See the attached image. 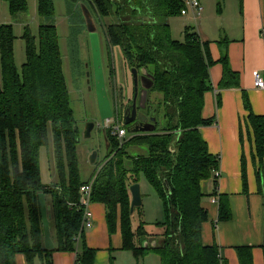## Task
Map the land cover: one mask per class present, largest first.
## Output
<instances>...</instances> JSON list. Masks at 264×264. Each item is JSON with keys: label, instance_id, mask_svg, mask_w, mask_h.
Listing matches in <instances>:
<instances>
[{"label": "trees", "instance_id": "obj_1", "mask_svg": "<svg viewBox=\"0 0 264 264\" xmlns=\"http://www.w3.org/2000/svg\"><path fill=\"white\" fill-rule=\"evenodd\" d=\"M2 1L8 3L11 15L29 10L28 0ZM54 1L38 0V14L44 20L39 26L38 47L29 27L25 28L27 60L22 70L15 62L13 25H0V264H16L15 256L20 253L28 264H53L56 251L76 252V264H95L96 250L88 246L85 232L77 241L83 209L70 206L79 201L80 187L86 181L81 176L79 132L63 72L57 26L46 22L54 16ZM66 1L86 5L95 17L119 16V22L104 25L109 47L121 48L129 70L147 69L155 77L152 91L162 94L155 107L163 113L165 124L158 121L154 132L130 136L125 126L128 135L121 142L110 129L105 131L107 154L91 177V198L93 203L106 206L109 231L113 233L120 223L122 249L137 259L153 253L159 256L160 264H227L217 245L208 246L202 240V225L209 218L202 206V184L214 180L213 171L220 162L210 153L201 132L202 126L212 122L203 117L204 95L213 89L209 69L215 61L209 42L189 26L183 41L173 38L168 18L181 15L183 0ZM148 2L158 7L151 20L144 19ZM220 62L223 75L219 90L241 89L240 74L230 66L227 53ZM216 99L220 106L221 93ZM243 102L254 134V158L264 196V115L252 111L246 91ZM116 107L114 104V112ZM50 132L58 180L46 184L40 154L49 146ZM129 145L144 146L146 153L130 156L126 152ZM142 175L163 200L166 212V233L155 247L143 244L154 238L145 231L144 222L133 226L134 213L141 207L131 212L130 185L140 183ZM245 179L244 173L246 189ZM214 184L217 186V180ZM40 193L46 194L51 206L53 249L44 246ZM231 217L229 198L221 195L219 219ZM238 254L240 264H254L251 247H239Z\"/></svg>", "mask_w": 264, "mask_h": 264}, {"label": "crops", "instance_id": "obj_2", "mask_svg": "<svg viewBox=\"0 0 264 264\" xmlns=\"http://www.w3.org/2000/svg\"><path fill=\"white\" fill-rule=\"evenodd\" d=\"M200 1L203 14L198 21L199 30L192 28L194 22L190 16L184 17L188 18L186 27H191L202 40L209 42L215 61L209 69L213 89L205 93L203 109V117L212 122L202 126L201 132L210 153L219 157L218 168L221 171L217 186L212 178L202 184V206L209 217L202 225V240L205 245H217L227 264H240L238 248L242 246L252 248L254 264H264V196L257 176L258 160L254 158V134L248 122L249 112L243 102V91H246L252 111L264 115V89L255 86L253 77V71H264V0ZM213 2H217L214 14L212 10L208 12L207 8ZM220 2L221 6L218 7ZM156 10L158 7L154 2L146 3L144 19L151 20ZM168 23L172 33V17L168 18ZM211 27H215L216 32L211 31ZM226 53L232 69L240 74L241 89L219 90L223 75L220 60ZM218 92L221 93L220 106L216 99ZM142 182L141 178L140 185L144 188ZM146 192L151 193L148 185ZM221 195L229 198L232 210V217L225 221L219 219ZM215 198H218V203L213 202ZM90 209L94 225L86 230L85 238L88 246L96 250L95 264H160L156 254L137 259L132 252L122 249L120 223L113 233L109 231L104 204L92 203ZM136 212L140 218L141 210ZM133 218L138 220L137 213ZM138 223L134 224L133 221L134 228ZM153 239L157 243L162 241V238L156 239L155 236ZM76 257V252L64 251H56L52 255L53 264H76ZM15 263L28 264L22 253L15 256ZM35 264L44 263L36 261Z\"/></svg>", "mask_w": 264, "mask_h": 264}, {"label": "rangeland", "instance_id": "obj_3", "mask_svg": "<svg viewBox=\"0 0 264 264\" xmlns=\"http://www.w3.org/2000/svg\"><path fill=\"white\" fill-rule=\"evenodd\" d=\"M28 5V12L11 15L8 3L0 0V25L4 23H11L13 25L14 35L16 37L14 41L15 62L20 68L19 70H22L23 64L27 60V45L24 39L25 28L27 26L29 27L30 33L34 35L36 39L35 44L38 47L39 26L40 22L44 21L38 14V0H28ZM54 7V16L48 18L46 22L54 23L57 26L59 47L63 61V72L79 132L78 154L80 158L81 176L84 181L88 182L93 176V173L100 168L107 154L105 134L101 128L96 126L90 138H86L84 135L85 126L88 122L94 121L96 124L100 122L89 33L81 4H75L66 0H55ZM216 7L217 2H213L211 6L207 7L208 12L212 10L214 14ZM94 18L98 24L107 89L113 105L116 104L118 106L119 115H121V105H126L133 96L132 73L125 64L121 48L119 46L110 48L104 34V25L117 23L120 21V18L116 15L103 18L94 16ZM187 20L188 18L184 16L172 17V22L175 25L172 27L173 38L184 40ZM212 24L215 25V22ZM198 30L199 28L195 26V31ZM210 30L216 32L215 27H211ZM88 72H90V76H88ZM149 98L151 99V105L157 106L162 99V94L157 91H152L149 93ZM162 115L163 113L160 111L157 117L160 125L165 124ZM129 135L131 136L132 133H129ZM93 151L98 152L97 161L94 164L90 162V155ZM126 152L130 156H135L136 154L146 153V148L144 146L129 145ZM130 164L129 162L128 165ZM40 166L44 182L58 180L55 145L51 132L49 146L41 150ZM141 177L144 188L141 187V217L139 218L138 212H136L138 217L137 221L139 223L141 221L144 222V229L148 234L155 236L156 239L162 238L166 233V212L163 200L145 176L142 175ZM146 185L150 188L151 193L146 192ZM133 221L134 224L138 223L134 218Z\"/></svg>", "mask_w": 264, "mask_h": 264}, {"label": "water", "instance_id": "obj_4", "mask_svg": "<svg viewBox=\"0 0 264 264\" xmlns=\"http://www.w3.org/2000/svg\"><path fill=\"white\" fill-rule=\"evenodd\" d=\"M82 11L85 17L87 30L89 33V41L92 53L94 85L100 117L99 123L96 124L94 121H90L85 126L84 135L86 138H90L92 135V131L95 129L96 126L101 128L103 133L105 134V131L107 129L106 122L107 120L112 119L116 112H114V105L107 89L100 35L97 27L98 24L89 8L84 4H82ZM131 73L133 79L134 95L132 103H130V105H127L125 108L124 105H121L120 107L121 109L123 108L122 123L128 127L129 133L154 132L156 129V123L158 122V118L156 116L157 109L152 112V118L149 120L142 118V116L146 113L145 107L142 108L143 111L141 113H138V108L143 107V104L145 106V103L149 97V91L154 88L155 77L147 69H142L138 71V69L133 68L131 69ZM87 74L88 76H90V72H88ZM141 90H144V93L141 92ZM142 102L143 104H141ZM107 149L108 144L106 146V150ZM97 157L98 152L93 151L90 155V162L94 164L97 160ZM130 194L131 212L133 213L135 208L142 206V192L140 183H134L130 185ZM39 202L43 225L44 246L46 249H53L55 247V243L53 241L51 231V206L47 203L45 193L39 194ZM143 244L155 247L157 245V242L155 239H152L151 241L145 240Z\"/></svg>", "mask_w": 264, "mask_h": 264}, {"label": "built area", "instance_id": "obj_5", "mask_svg": "<svg viewBox=\"0 0 264 264\" xmlns=\"http://www.w3.org/2000/svg\"><path fill=\"white\" fill-rule=\"evenodd\" d=\"M184 7L182 9L181 15L183 16H190L193 20V27L197 26L198 28V21L200 20L202 14H203V7L200 0H183ZM197 34H199L197 32ZM253 77L255 81V86L264 89V71L261 70H255L253 71ZM118 107H116V113L114 117L110 120H107L106 127L107 129H110L112 132V135L116 136L117 139L121 142H123L127 137V129L125 128V125L122 123L119 115ZM221 177V171L219 168L214 169L213 171V178L214 180H217ZM94 184V178L89 179L88 182H86L84 185L80 187V198L78 202H72L70 203V206H78L83 209V221L82 226L79 231L77 241H80L81 235L86 232V230L91 229L94 225L93 221V215L90 209L92 202V189ZM214 203H218V198H215L213 200Z\"/></svg>", "mask_w": 264, "mask_h": 264}, {"label": "flooded vegetation", "instance_id": "obj_6", "mask_svg": "<svg viewBox=\"0 0 264 264\" xmlns=\"http://www.w3.org/2000/svg\"><path fill=\"white\" fill-rule=\"evenodd\" d=\"M141 92H143L144 93V90H141ZM152 92V90L151 91H149V93H151ZM133 99V98H132ZM132 102V101H131ZM139 102V101H138ZM141 104H143V102L141 103ZM156 105H154V106H152L151 105V99L148 97V99H147V101H146V103H145V106H144V104H143V107H139L138 108V113H141V110H142V108H144L145 107V109H146V113H145V115H143L142 116V118L143 119H151L152 118V112L155 110V109H157V111H156V116L158 117V115H159V109L157 108V107H155Z\"/></svg>", "mask_w": 264, "mask_h": 264}]
</instances>
